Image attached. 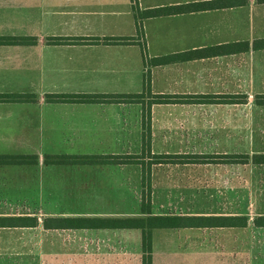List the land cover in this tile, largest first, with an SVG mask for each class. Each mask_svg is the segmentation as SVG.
Masks as SVG:
<instances>
[{"label":"crops","instance_id":"0c3cea01","mask_svg":"<svg viewBox=\"0 0 264 264\" xmlns=\"http://www.w3.org/2000/svg\"><path fill=\"white\" fill-rule=\"evenodd\" d=\"M210 3L213 8L171 10ZM135 6L168 11L137 19ZM0 37L36 38L0 43V95L36 96L0 101V157L37 156L36 162L0 161V221L29 217L25 225H0V264H143L139 229L69 227L57 224L69 218H48L133 216L98 205L112 199L107 192L131 188L119 174L133 165L47 163V155H127L141 153L144 143L178 146L152 147L159 154L264 153L198 148L244 144L251 127L264 137V122L248 125L244 114L251 104L256 113L264 109L256 102L264 95V0H0ZM50 94L141 97L62 102L48 100ZM158 165L264 169L240 162ZM100 173L115 174V181ZM55 191L66 193L59 198ZM55 197L76 200L51 207L72 208L64 213H31ZM255 205L248 226L154 229L152 264H264V196Z\"/></svg>","mask_w":264,"mask_h":264},{"label":"rangeland","instance_id":"374dc122","mask_svg":"<svg viewBox=\"0 0 264 264\" xmlns=\"http://www.w3.org/2000/svg\"><path fill=\"white\" fill-rule=\"evenodd\" d=\"M242 112L240 111V114ZM244 114L248 125L252 126L255 120L264 122V109L256 113L253 110L252 104L246 108ZM260 128L264 132V127ZM254 129L253 127L247 128V135H249L250 141L247 140L244 144L217 143L204 144L203 147L197 146L198 148H208L211 151H232L238 149L247 152L255 149L264 151V137L262 135L256 137L253 131H251ZM255 139H259L260 141H256ZM133 146V150L135 151L140 148L139 144L134 143ZM152 147L154 151H159L163 148H178L177 144L159 143H153ZM180 147L188 148V150L194 149L193 144H182ZM210 150L209 152H211ZM149 156V153H147V162ZM70 176L73 175L68 174L66 177ZM97 176L103 180L106 179L107 182H110V178L115 181V174L105 175L100 173ZM58 177L62 178L61 175H58ZM125 177H127V183L131 188L122 191L115 189L107 192L108 197L112 199H107L106 201H102V204H98L101 205V209L114 211L118 215H140L142 203L150 202L154 214L245 213L250 218H253L257 208L255 200H259L261 196H264V169L251 165L245 167L240 165H153L151 178L150 180H146L144 184L141 166L133 165L129 170L126 169L124 173L119 174V178ZM45 193L47 194L46 191ZM45 193L41 192L40 194L45 195ZM52 193L62 198L66 192L55 191ZM75 200L66 198V201H61L56 199V197L50 198L48 202L47 200L38 202L39 204L48 203L46 206L42 205L46 211L38 207L37 210H31L32 212H30L44 216L46 213L53 212L51 211L52 209H57L56 212L64 213L72 208L51 207L62 203L69 205V203H73ZM75 204L79 205L80 203L76 201ZM48 210L50 211L47 212ZM25 212L26 210L23 208L21 213ZM248 230H251V227Z\"/></svg>","mask_w":264,"mask_h":264},{"label":"trees","instance_id":"16d2710c","mask_svg":"<svg viewBox=\"0 0 264 264\" xmlns=\"http://www.w3.org/2000/svg\"><path fill=\"white\" fill-rule=\"evenodd\" d=\"M213 8L210 4H189L185 6H178L171 8L176 11H191L205 9L206 7ZM168 9L159 8L154 10L142 11L135 6V15L137 19H144L149 16H157L164 14ZM53 43L60 42V39H51ZM110 41L118 42H130L133 38H111ZM36 38L27 37H0V43L6 44H31L35 43ZM160 60L155 59L153 62L158 63ZM163 61V60H162ZM141 94H129V95H63V94H50L47 96L50 101H62V102H98V101H117V102H129L138 101ZM232 99V98H231ZM35 101V95L29 94H10L0 95V101ZM256 102L264 105V95H257ZM147 153H149V160L147 162ZM0 161L7 163L11 162H36L37 156H3L0 157ZM47 163L57 164H85V163H97V164H131L140 165L143 171V176L146 180H150L153 165L163 163H252V164H264V153H249L244 154H159L153 153L150 143H144L141 153L134 154H117L111 156H68V155H47L45 158ZM148 204V205H147ZM140 215L124 216V217H48V218H69L66 221L57 223L58 225H65L69 227H100V228H128L139 229L142 232V248H143V264H152V246H153V230L160 228H210V227H232V226H248L249 218L248 214L233 215V214H154L151 209L150 202H143ZM24 218L25 216L16 217L11 222L0 221V225H25L28 224ZM37 218V217H30ZM260 218V217H259ZM63 220V219H62ZM37 219H34L30 224L36 225ZM257 223L261 222L257 220ZM264 223V222H262Z\"/></svg>","mask_w":264,"mask_h":264}]
</instances>
